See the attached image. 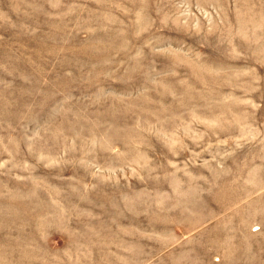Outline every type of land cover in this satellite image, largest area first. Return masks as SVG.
<instances>
[{"label": "rangeland", "instance_id": "1", "mask_svg": "<svg viewBox=\"0 0 264 264\" xmlns=\"http://www.w3.org/2000/svg\"><path fill=\"white\" fill-rule=\"evenodd\" d=\"M0 264H264V0H0Z\"/></svg>", "mask_w": 264, "mask_h": 264}]
</instances>
